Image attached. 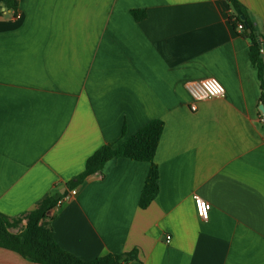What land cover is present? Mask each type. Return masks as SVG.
I'll list each match as a JSON object with an SVG mask.
<instances>
[{"label":"crops","instance_id":"obj_1","mask_svg":"<svg viewBox=\"0 0 264 264\" xmlns=\"http://www.w3.org/2000/svg\"><path fill=\"white\" fill-rule=\"evenodd\" d=\"M228 1L18 0L20 19L3 7L0 213L69 193L90 156L161 120L155 201L139 207L149 163L111 159L58 203L56 242L88 263L137 250L129 264H264V92ZM238 2L264 39V0ZM205 78L227 92L192 112L186 84ZM0 264L35 263L0 248Z\"/></svg>","mask_w":264,"mask_h":264},{"label":"trees","instance_id":"obj_2","mask_svg":"<svg viewBox=\"0 0 264 264\" xmlns=\"http://www.w3.org/2000/svg\"><path fill=\"white\" fill-rule=\"evenodd\" d=\"M232 9L230 21L237 30V25L242 24L244 31L241 35L252 42L250 57L253 65L258 69V75L264 92V57L261 54V37L255 32L253 23L249 20L244 6L238 0H229ZM5 7L7 10L17 11L18 0H0V12ZM136 20H144L146 13L141 10L132 11ZM264 103V93H262ZM164 123L154 120L138 133L124 138L117 146L106 145L98 150L86 161L84 172L74 180L67 183L69 191L80 186L86 178L100 172L111 159H130L137 162L150 164V171L145 180L139 207L145 210L155 201L159 194V168L154 161L161 136L164 132ZM68 194L56 198L43 200L39 207L20 218H9L0 213V248L18 253L23 259L35 264H129L139 261V253L132 250L121 255L107 254L93 262H86L67 253L56 242L47 213L58 207V203ZM27 221L25 226L22 222Z\"/></svg>","mask_w":264,"mask_h":264},{"label":"built area","instance_id":"obj_3","mask_svg":"<svg viewBox=\"0 0 264 264\" xmlns=\"http://www.w3.org/2000/svg\"><path fill=\"white\" fill-rule=\"evenodd\" d=\"M22 16L17 11L15 12V19H20ZM237 31L242 33L244 31V26L242 24L237 25ZM262 48L260 49L261 54L264 57V39H261ZM186 92L188 93L191 104L190 109L192 112L198 111V103L203 100H213L223 98L225 96L226 88L217 78H205L201 80L191 81L186 84ZM259 122L264 125V115L260 116ZM98 180L104 178V175L101 172H97L93 175ZM78 194L77 189L70 191L66 194L62 200L59 201V204L64 202L71 201ZM196 202V210L198 215L204 220L209 219V213L211 210V204L205 201L199 196L194 197ZM27 222V221H26ZM25 222V223H26ZM168 242L171 240V237H167Z\"/></svg>","mask_w":264,"mask_h":264},{"label":"water","instance_id":"obj_4","mask_svg":"<svg viewBox=\"0 0 264 264\" xmlns=\"http://www.w3.org/2000/svg\"><path fill=\"white\" fill-rule=\"evenodd\" d=\"M261 111L264 113V106H262ZM56 209H57V208H53V209H51V210L47 213V216H48V217H53V215H54Z\"/></svg>","mask_w":264,"mask_h":264}]
</instances>
